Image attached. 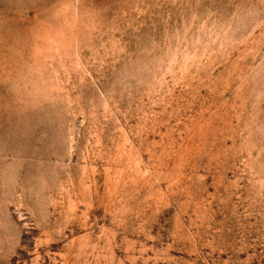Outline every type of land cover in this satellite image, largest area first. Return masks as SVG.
<instances>
[{
  "label": "rangeland",
  "instance_id": "obj_1",
  "mask_svg": "<svg viewBox=\"0 0 264 264\" xmlns=\"http://www.w3.org/2000/svg\"><path fill=\"white\" fill-rule=\"evenodd\" d=\"M0 264H264V0H0Z\"/></svg>",
  "mask_w": 264,
  "mask_h": 264
}]
</instances>
